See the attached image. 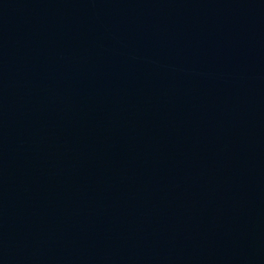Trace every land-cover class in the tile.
I'll list each match as a JSON object with an SVG mask.
<instances>
[{
    "label": "water",
    "instance_id": "1",
    "mask_svg": "<svg viewBox=\"0 0 264 264\" xmlns=\"http://www.w3.org/2000/svg\"><path fill=\"white\" fill-rule=\"evenodd\" d=\"M0 264H264V0H0Z\"/></svg>",
    "mask_w": 264,
    "mask_h": 264
}]
</instances>
